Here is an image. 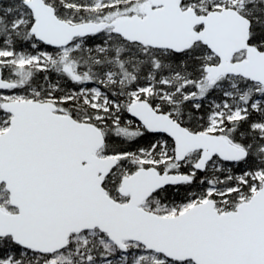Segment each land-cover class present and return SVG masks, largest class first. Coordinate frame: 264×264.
Wrapping results in <instances>:
<instances>
[{"label":"snow or ice","instance_id":"snow-or-ice-1","mask_svg":"<svg viewBox=\"0 0 264 264\" xmlns=\"http://www.w3.org/2000/svg\"><path fill=\"white\" fill-rule=\"evenodd\" d=\"M0 264H264V0H0Z\"/></svg>","mask_w":264,"mask_h":264}]
</instances>
